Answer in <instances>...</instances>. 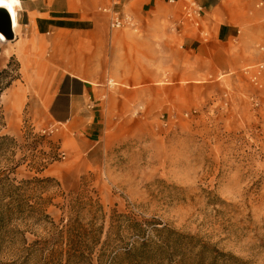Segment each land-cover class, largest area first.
<instances>
[{
    "label": "rangeland",
    "instance_id": "rangeland-1",
    "mask_svg": "<svg viewBox=\"0 0 264 264\" xmlns=\"http://www.w3.org/2000/svg\"><path fill=\"white\" fill-rule=\"evenodd\" d=\"M26 40L0 41V72L9 67L10 77H20L0 96V137L24 144L23 129L29 122L61 142L65 158L44 176L59 181L72 199L98 197L108 217L115 208L127 215L138 212L139 221L162 223L244 264H264V58L245 68L237 85H230L229 78H223L221 86L212 83L195 108L174 111L156 124L130 125L127 133L132 138L107 147L105 125L91 140L75 136L86 125L63 127L45 116L44 100L30 79L38 70L37 56L28 69L22 65ZM33 51L37 54L36 46ZM50 57L51 52L45 53L44 58ZM16 93L18 98L10 105ZM22 158L17 150L16 161ZM5 164L0 157V170ZM32 176L25 164L10 178L21 182ZM48 214L59 222L58 209L51 207ZM106 223V229L105 218L96 224L104 225L96 259L105 250L109 218ZM14 232L19 234L16 242ZM25 234L28 242L23 244ZM0 239V264H53L49 253L58 238L36 219L9 220ZM189 263L179 258L174 264Z\"/></svg>",
    "mask_w": 264,
    "mask_h": 264
},
{
    "label": "crops",
    "instance_id": "crops-1",
    "mask_svg": "<svg viewBox=\"0 0 264 264\" xmlns=\"http://www.w3.org/2000/svg\"><path fill=\"white\" fill-rule=\"evenodd\" d=\"M17 1L15 39H27L23 67L38 58L29 77L45 116L63 127L86 125L75 136L91 140L105 125L107 147L132 138L130 125L195 108L212 83L237 85L264 58V0ZM104 8L120 11L132 28L112 30ZM198 10L201 18L193 15Z\"/></svg>",
    "mask_w": 264,
    "mask_h": 264
},
{
    "label": "trees",
    "instance_id": "trees-1",
    "mask_svg": "<svg viewBox=\"0 0 264 264\" xmlns=\"http://www.w3.org/2000/svg\"><path fill=\"white\" fill-rule=\"evenodd\" d=\"M7 79L9 81L0 88V96L20 77H10L7 67L0 72V84ZM69 83L67 78L64 87ZM75 87L79 85L73 86L72 92L79 93L81 89L76 91ZM65 104L62 100L60 105L65 108ZM22 138L24 144L10 136L0 137V157L6 161L0 170V232L9 220L18 218L36 219L40 225L51 227L52 236L58 239L50 249L49 262L103 264L105 260V264H174L180 258L188 260L189 264H244L232 255L220 253L216 247L204 244L196 237L182 235L162 223L139 221L138 212L134 216L127 215L115 208L108 217L98 197L78 195L72 199L73 195H67L59 181L44 176L52 165L65 158L61 142L52 139L46 131H37L29 122H25ZM17 150L23 153L20 161L15 159ZM25 164L33 176L21 182L11 179L10 176ZM59 199L64 203H56ZM51 207L61 212L58 223L48 214ZM104 218L105 229L109 218L105 250L100 251L96 259V248L104 233V225L96 224ZM84 221L91 223L84 224ZM27 228L30 230L29 226ZM17 235L18 232H14V242ZM25 236L23 244L28 242Z\"/></svg>",
    "mask_w": 264,
    "mask_h": 264
},
{
    "label": "built area",
    "instance_id": "built-area-1",
    "mask_svg": "<svg viewBox=\"0 0 264 264\" xmlns=\"http://www.w3.org/2000/svg\"><path fill=\"white\" fill-rule=\"evenodd\" d=\"M114 6L117 7L118 4ZM101 11L103 14L109 17L110 28L112 30H124L128 28H132V23L130 19L122 15L120 11H118L117 9L104 8ZM201 14H202V10L194 11L193 13V15H196L197 17H200V18H201ZM191 17L192 15H188V18H191ZM254 81H257V77L254 78Z\"/></svg>",
    "mask_w": 264,
    "mask_h": 264
},
{
    "label": "bare ground",
    "instance_id": "bare-ground-1",
    "mask_svg": "<svg viewBox=\"0 0 264 264\" xmlns=\"http://www.w3.org/2000/svg\"><path fill=\"white\" fill-rule=\"evenodd\" d=\"M0 9H5L13 21V27L16 30L18 28V11H19V2L17 0H2L0 2ZM0 41L3 43H7V40L3 35L0 34ZM18 94H13L11 96V99L9 100V104L12 105L15 103V100H17ZM10 104V105H11ZM65 173H68L67 170H65Z\"/></svg>",
    "mask_w": 264,
    "mask_h": 264
},
{
    "label": "water",
    "instance_id": "water-1",
    "mask_svg": "<svg viewBox=\"0 0 264 264\" xmlns=\"http://www.w3.org/2000/svg\"><path fill=\"white\" fill-rule=\"evenodd\" d=\"M0 34L5 37L7 42L15 40L13 21L5 9H0Z\"/></svg>",
    "mask_w": 264,
    "mask_h": 264
},
{
    "label": "snow or ice",
    "instance_id": "snow-or-ice-1",
    "mask_svg": "<svg viewBox=\"0 0 264 264\" xmlns=\"http://www.w3.org/2000/svg\"><path fill=\"white\" fill-rule=\"evenodd\" d=\"M0 2H2V0H0Z\"/></svg>",
    "mask_w": 264,
    "mask_h": 264
}]
</instances>
